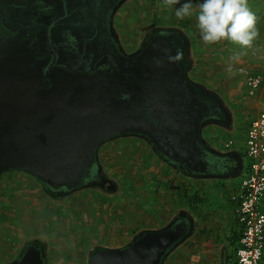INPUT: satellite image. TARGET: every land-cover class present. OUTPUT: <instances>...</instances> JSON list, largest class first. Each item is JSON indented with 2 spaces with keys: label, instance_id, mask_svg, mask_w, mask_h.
<instances>
[{
  "label": "water",
  "instance_id": "1",
  "mask_svg": "<svg viewBox=\"0 0 264 264\" xmlns=\"http://www.w3.org/2000/svg\"><path fill=\"white\" fill-rule=\"evenodd\" d=\"M176 31L182 34L154 29L126 68L57 62L43 71L22 53L0 49V177L24 172L51 191L70 190L103 145L126 136L152 142L168 160L197 164L199 100L176 58ZM209 153L210 164L226 167L224 153ZM178 220L141 231L123 248L96 247L89 264H164L192 235L189 220ZM47 255L32 246L9 264H46Z\"/></svg>",
  "mask_w": 264,
  "mask_h": 264
},
{
  "label": "rangeland",
  "instance_id": "2",
  "mask_svg": "<svg viewBox=\"0 0 264 264\" xmlns=\"http://www.w3.org/2000/svg\"><path fill=\"white\" fill-rule=\"evenodd\" d=\"M183 2L180 0L175 7H180ZM198 2L193 0L191 17L179 20L175 8L165 6L164 0H128L117 18L120 38L127 48L135 49L156 27L175 28L187 37L195 63L193 76L205 87L217 89L237 118L236 131L226 135L223 145L240 154L247 167L246 133L264 105V86L256 97L249 96L246 88L248 76L264 77L263 10L252 11L259 36L251 47L242 48L227 40L206 45L200 38L196 19ZM260 4L252 7L258 8ZM211 131L222 133L216 128ZM101 161L117 185L113 188L117 195L85 189L64 200H55L43 192L37 180L23 172H8L0 177V264L13 262L24 243L30 241L47 244L51 264H89L88 254L96 245L106 248L128 246L142 229L161 227L162 221L172 213L170 207H174L175 214L182 207H189L184 198L185 190L180 189L183 184L192 200L196 193L200 197L204 195L199 181L183 177L180 188L174 186L180 183L177 177L169 188L170 182L167 183L164 172L168 167L139 139L107 143L102 148ZM243 176L234 180L228 179V174L217 176L219 183H213L217 189L206 198L202 197L207 200V205H190L199 229L192 241L180 246L165 264L215 263L214 256L225 238L226 229L232 226L227 207L218 202L228 203L227 197L234 194L231 188H236ZM174 189L181 192H174ZM204 206L207 214L204 208L201 209ZM222 212H226L224 219L220 217Z\"/></svg>",
  "mask_w": 264,
  "mask_h": 264
},
{
  "label": "flooded vegetation",
  "instance_id": "3",
  "mask_svg": "<svg viewBox=\"0 0 264 264\" xmlns=\"http://www.w3.org/2000/svg\"><path fill=\"white\" fill-rule=\"evenodd\" d=\"M127 1L0 0V49L10 48L13 52L22 53L31 62L44 65L43 71L50 67L54 70L57 62L88 65L92 71L106 65L126 68L131 64L134 54L143 48V43L150 41L155 35L154 29L157 28L150 31L145 36V40L135 49L127 48L128 46L120 38L117 27L118 14ZM174 33L176 42L181 47L180 61L199 100L196 109L200 111L198 120V141L202 152L200 161L192 166L184 160L181 162L168 160L152 142L148 143L140 136H126L110 142L139 139L149 146L153 155L164 165L186 178L240 175L245 168L244 159L240 154L233 153V149L223 145L226 135L236 131L237 118L234 111L217 89L211 86L205 87L197 77L193 76L195 63L192 62L190 42L182 35L183 33L177 31ZM211 128L219 129L222 133L213 134ZM105 145L99 150V159L84 173L81 183L73 189L51 191L35 177L27 175L37 180L43 192L55 200H64L85 189L117 195L118 192L113 190L117 185L105 171L101 161V152ZM211 149L226 153L224 156L228 164L225 168L219 169L208 162ZM182 214L183 217H180V214L177 217L178 221L188 219L185 216L186 213L182 212ZM190 222L186 228L187 232H191L193 228ZM32 246L38 249L43 248L46 253L48 252L45 259V263L48 264L49 249L42 241L24 243L13 261L19 260ZM231 247H233L232 241L227 242L221 250L218 264H232Z\"/></svg>",
  "mask_w": 264,
  "mask_h": 264
},
{
  "label": "built area",
  "instance_id": "4",
  "mask_svg": "<svg viewBox=\"0 0 264 264\" xmlns=\"http://www.w3.org/2000/svg\"><path fill=\"white\" fill-rule=\"evenodd\" d=\"M264 86L262 75L248 76L247 93L256 97ZM249 163L236 194L231 198L240 229L237 264H264V105L246 133Z\"/></svg>",
  "mask_w": 264,
  "mask_h": 264
},
{
  "label": "clouds",
  "instance_id": "5",
  "mask_svg": "<svg viewBox=\"0 0 264 264\" xmlns=\"http://www.w3.org/2000/svg\"><path fill=\"white\" fill-rule=\"evenodd\" d=\"M164 4L175 8L179 20L193 15V0H184L178 8L175 5L180 4V0H164ZM196 8L200 38L206 45L227 40L247 48L259 36L256 17L247 0H199ZM181 55L177 52L176 58Z\"/></svg>",
  "mask_w": 264,
  "mask_h": 264
},
{
  "label": "crops",
  "instance_id": "6",
  "mask_svg": "<svg viewBox=\"0 0 264 264\" xmlns=\"http://www.w3.org/2000/svg\"><path fill=\"white\" fill-rule=\"evenodd\" d=\"M252 2V3H251ZM258 2H261V4L260 3H258ZM247 3H248V7L250 8V10L251 11H254V10H260V9H262L263 10V14H264V0H247ZM257 4H260V7H258V8H253L252 7V5H257ZM246 170H247V167L245 166V168L243 169V171L241 172V174L240 175H230L229 176V178L228 179H230V180H234V179H236V178H239L240 176H242V175H245L246 174ZM164 172H166V175H167V183H169V188L171 187V182H174V180H175V178L177 177V179H178V181L180 182V183H175L176 185H174L176 188L178 187V188H180V185H181V183H184V181H183V178H185V179H189V181L190 180H197V181H199L200 183H201V188H202V192H203V196L202 197H207V194L208 193H210V192H213V191H215L216 189H217V187H215L214 185H213V183L215 184V181H220V179H216V177H214V178H208V177H203V178H199V179H195V178H186V177H183V176H181V175H179L177 172H174L173 170H171V169H169V168H166V171H164ZM183 177V178H182ZM244 177V176H243ZM242 177V178H243ZM242 180V179H241ZM219 181L218 182H216V183H219ZM211 183V184H210ZM240 183H241V181L239 182V184L236 186V188L235 187H232L231 188V191H233L234 190V194H236V192L238 191V189H239V186H240ZM174 184V183H173ZM181 190H185L184 192V198H185V200H186V202L188 203V205H189V207H182L181 209H179L178 210V212L175 214V210H174V207L172 206V207H170V216L168 217V218H166V220L164 219V221H162V226L161 227H159V228H148V229H142V231H144V230H154V229H160V228H162V227H164V226H167L168 224H170L171 222H173V221H175L176 220V218L179 216V214L181 215L182 214V212H184V214H185V216L189 219V221H191L190 222V224H191V226L193 227L192 228V230H191V232H192V235H191V237L189 238V239H187L186 240V242L185 243H183L181 246H184V245H186V244H188L189 242H191L192 241V239L195 237V235H196V233H197V231H198V229H199V226H198V223H197V219H196V216L190 211V205L192 204V205H195V204H197V203H200V204H206L207 203V200L206 199H203L202 197H200V195H199V193L197 194H195L194 195V199H195V197L198 195L199 196V198L201 199V201L200 202H196V203H194V202H192V198L189 196V191H188V189L186 188V186L183 184L182 185V187L180 188ZM235 189H237V190H235ZM181 190L180 191H178L177 189H174V192H177V193H180L181 192ZM234 194H231V196L232 195H234ZM177 195L178 194H176V197H177ZM230 195H229V197H227V201H228V203H226L225 201H221V202H218V203H221V204H224L225 205V207H227V212H228V218H229V224L230 223H232V226H230V227H228V229H226V232H225V238L223 239L222 238V242L220 243V246H219V248H218V252L215 254V256L214 257H216V260H215V263L214 264H218V258L221 256V250L223 249V247H225V243H227V242H231L232 241V243H233V236L235 235V233L237 234V233H240V229H239V226H238V222H237V217H236V213H235V205H234V203L233 202H231L230 200V197H231ZM232 198V197H231ZM178 199V201H179V203H180V199L179 198H177ZM193 199V200H194ZM174 202H175V200H174ZM206 202V203H205ZM207 205V204H206ZM208 205H209V203H208ZM204 208V209H203ZM201 209H203L204 211H205V213L207 214V212H206V206H204V207H201ZM168 210V209H167ZM225 214H226V212H222L221 213V215H220V217H222L223 219H224V217H225ZM231 214L233 215V217L231 216ZM183 215V214H182ZM230 218H231V220H230ZM233 222H234V225H233ZM141 232V231H140ZM227 232H228V234H227ZM136 236V235H135ZM218 240V239H217ZM106 248V247H102V246H99V245H96L95 246V248ZM233 247H234V243H233ZM118 248H121V247H118ZM123 248V247H122ZM178 248H180V246L178 247ZM177 248V249H178ZM108 249H117V248H108ZM177 249H175L171 254H170V256L168 257V259L164 262V264L170 259V257L176 252V250ZM234 249V248H233ZM92 253V252H91ZM88 255H90V254H88ZM213 262V261H212ZM48 264H51L50 262H48ZM233 264H237L236 262H235V260H234V262H233Z\"/></svg>",
  "mask_w": 264,
  "mask_h": 264
},
{
  "label": "trees",
  "instance_id": "7",
  "mask_svg": "<svg viewBox=\"0 0 264 264\" xmlns=\"http://www.w3.org/2000/svg\"><path fill=\"white\" fill-rule=\"evenodd\" d=\"M201 199L199 198V196L197 195L195 197L194 200H192V202L196 203V202H200ZM240 238H241V235L240 233H235V235L233 236V243H234V260L236 262V252H237V249H238V246H239V242H240Z\"/></svg>",
  "mask_w": 264,
  "mask_h": 264
}]
</instances>
